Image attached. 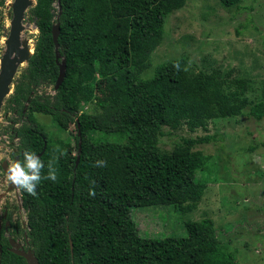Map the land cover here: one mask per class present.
Here are the masks:
<instances>
[{
	"label": "trees",
	"instance_id": "1",
	"mask_svg": "<svg viewBox=\"0 0 264 264\" xmlns=\"http://www.w3.org/2000/svg\"><path fill=\"white\" fill-rule=\"evenodd\" d=\"M188 1L60 0L58 51L66 72L52 100L43 102L29 96L35 88L54 86L57 79L51 28L58 11L52 13L55 0H36L28 10L38 37L26 68L14 81L9 104L21 115L29 100L28 108L73 123L80 132L76 140H81L80 152L76 143L78 163L72 160L62 176L55 166L59 152L53 153L38 125L15 130L20 159L26 150L41 154L44 170L51 162L58 177L41 183L35 197L21 190L30 246L39 264H230L231 255L209 218L183 221L181 237L151 239L139 233L130 216L131 209L147 207H170L188 216L202 200L209 180L203 172L197 175L201 168L196 162L210 157L200 152L194 156L191 149L214 138L176 135L171 149L164 150L159 146L162 137L183 126L190 132L206 130L211 120L245 113L256 121L264 118V82L261 98L249 101L248 80L231 78L232 72L220 68L196 71L178 51L174 58L162 55L167 22ZM218 1L237 10L242 1L249 9L264 2ZM261 45L264 54V34ZM177 63L180 70L174 67ZM94 84H103L107 96L92 97ZM82 101L94 102L102 114H77ZM95 132L101 135L95 137ZM255 149L248 147L249 152ZM98 160L107 166H95ZM201 167L206 171L210 164ZM0 264L27 263L7 253Z\"/></svg>",
	"mask_w": 264,
	"mask_h": 264
},
{
	"label": "rangeland",
	"instance_id": "2",
	"mask_svg": "<svg viewBox=\"0 0 264 264\" xmlns=\"http://www.w3.org/2000/svg\"><path fill=\"white\" fill-rule=\"evenodd\" d=\"M8 0L0 6V58L4 54L11 21V3ZM250 4L240 3V10L225 9L218 0H189L185 7L172 14L167 22L169 34L164 39L160 50L162 55L178 53L187 55L194 69L204 70L220 68L225 73H231V78L248 80L250 91L249 101L261 98V88L264 82V54L261 42L264 34V2ZM55 13L56 3L53 4ZM238 31V32H237ZM38 37L35 19L25 14L21 42L30 48ZM175 51L178 53L175 54ZM167 54H163V53ZM190 64L189 66H193ZM22 63L15 73L14 81L26 68ZM150 74V72L148 73ZM14 85L10 94L4 99L0 111V165L16 161L19 138L15 130L21 126L38 127L37 132L50 143L53 153H58L56 167L59 175H65L70 170L72 160L77 157V130L73 123L65 122L52 112L29 107V100L24 102L22 114L18 115L9 104ZM92 97L103 99L108 92L103 84L93 85ZM55 95L54 86L35 88L29 98L37 96L40 102L49 101ZM81 112L91 115L102 114L101 109H95L94 102L80 103ZM33 122V123H32ZM95 132L94 136H100ZM198 138L206 135L214 139L209 144L191 149L192 155L198 152L203 158L197 159V175L204 173L209 182L203 192L202 200L190 215L174 212L170 207L133 208L130 216L134 220L139 233L151 239L181 237L184 235L183 221H196L202 218L212 220L221 241L231 255L230 264H264V118L256 121L248 114L228 119L211 120L207 129H197L194 132L183 126L176 134L162 137L160 148L170 150L171 141L176 137ZM255 146L253 152L248 147ZM57 150H54V149ZM55 153V154H56ZM41 156V155H40ZM39 156V157H40ZM210 168L202 169L203 167ZM48 168L43 169L47 175ZM68 173V172H67ZM53 182L51 180H42ZM40 183V184H41ZM1 184L0 193H4ZM19 209L13 205L9 213L17 214L15 220L26 223V211L21 208L19 192ZM26 224H25V229ZM30 245V240H29Z\"/></svg>",
	"mask_w": 264,
	"mask_h": 264
},
{
	"label": "water",
	"instance_id": "3",
	"mask_svg": "<svg viewBox=\"0 0 264 264\" xmlns=\"http://www.w3.org/2000/svg\"><path fill=\"white\" fill-rule=\"evenodd\" d=\"M34 0H14L11 9V21L9 27V33L5 41L4 54L0 58V111L3 105L4 99L10 94L12 82L17 72L18 67L27 62L32 53H30V48L23 45L21 42V32L23 30V19L26 10L32 6ZM60 0H57L59 4ZM60 5H59V15L60 16ZM59 23H56L51 28L52 42L54 44L55 52V62L58 65V75L54 85V89L57 90L62 84L66 66L65 59L61 58L58 51V36H59ZM79 128V126H77ZM78 135L80 132L78 131ZM81 149V142L78 143V152ZM41 154H38L39 157ZM79 161V156L76 157V164ZM7 170V168H4ZM7 173V172H6ZM10 189L18 190L17 186L10 182ZM16 255L24 258L27 264H39L38 259L35 257L33 251L27 250L25 252L19 250H12Z\"/></svg>",
	"mask_w": 264,
	"mask_h": 264
},
{
	"label": "flooded vegetation",
	"instance_id": "4",
	"mask_svg": "<svg viewBox=\"0 0 264 264\" xmlns=\"http://www.w3.org/2000/svg\"><path fill=\"white\" fill-rule=\"evenodd\" d=\"M16 161H19V159H15ZM9 162H3L0 165L1 170V184L3 183V189L4 193H0V259L1 256L7 253H11L16 255L12 250H19V251H27L31 249V246L29 245V226H28V210L24 207L23 203V197L21 196V208H23L24 211H26V230L25 224L22 221H18L14 219V216H16V219L18 218L17 214H10L9 211H12L13 205L16 206L17 210L19 209L18 204V195L17 191L14 189H10V181L7 179V170H4V168L8 169ZM34 253V252H33ZM35 255V254H34ZM18 256V255H17ZM36 257V256H35Z\"/></svg>",
	"mask_w": 264,
	"mask_h": 264
},
{
	"label": "clouds",
	"instance_id": "5",
	"mask_svg": "<svg viewBox=\"0 0 264 264\" xmlns=\"http://www.w3.org/2000/svg\"><path fill=\"white\" fill-rule=\"evenodd\" d=\"M7 1L8 0H5L4 4ZM55 1H56V5H57L56 11H58V15H59L60 2L58 4L57 0H55ZM13 3H14V0L11 3L9 2V5H7V6H11V9H12ZM35 5H36V0L33 1L32 6L26 10L25 14L27 12H29L28 10L33 8ZM60 10H61V6H60ZM58 15L56 16V23H59L58 22L59 18L57 19ZM60 15H61V12H60ZM24 19H25V15H24ZM24 19H23V21H24ZM56 23H54L53 25H55ZM59 28H60V24H59ZM33 48H34V45H33ZM27 63H28V61H27ZM174 67H176L177 70H180L179 63L174 65ZM185 70H187V69H185ZM12 86H13V82H12ZM77 135H78V132H77ZM78 136H80V135H78ZM79 141L81 142L80 139H79ZM79 141H78V143H79ZM16 156L19 159V161H14L9 165V167L7 169V179L13 185L17 186V188H18L17 193L19 192V194L21 196H22L21 190H23V191L27 192L29 195L35 197L37 195L36 188L40 185L42 180H51L53 182L57 181V179H58L57 172H56V169L52 166V163L49 162L47 175H44L43 174V169L45 167L44 162L37 156V154L34 151H32V150L24 151L23 159H20V157L18 155H16ZM95 166L106 167L107 165H106L105 161L98 160V161H96ZM89 194L94 197L95 191L90 190Z\"/></svg>",
	"mask_w": 264,
	"mask_h": 264
}]
</instances>
